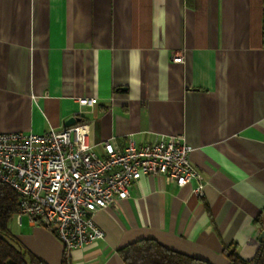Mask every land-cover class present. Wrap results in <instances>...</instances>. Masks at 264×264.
I'll return each mask as SVG.
<instances>
[{"label":"crops","instance_id":"crops-1","mask_svg":"<svg viewBox=\"0 0 264 264\" xmlns=\"http://www.w3.org/2000/svg\"><path fill=\"white\" fill-rule=\"evenodd\" d=\"M71 117L100 155L107 139L183 135L205 178L203 195L195 180L134 181L95 212L104 238L71 250L72 264H125L118 250L140 239L211 264L253 258L264 232V0H0V132L44 133ZM9 228L61 264L49 228L27 214Z\"/></svg>","mask_w":264,"mask_h":264},{"label":"built area","instance_id":"built-area-1","mask_svg":"<svg viewBox=\"0 0 264 264\" xmlns=\"http://www.w3.org/2000/svg\"><path fill=\"white\" fill-rule=\"evenodd\" d=\"M175 62L184 56L174 55ZM94 106L97 97H79ZM89 125L78 122L44 133L0 132V183L20 196L18 216L27 214L49 228L65 250L98 244L104 231L94 222L98 210L116 207L130 196V186L142 176H163L183 187L197 183L203 195L205 178L191 161L192 146L183 135H163L124 147L114 139L98 154L88 141Z\"/></svg>","mask_w":264,"mask_h":264},{"label":"trees","instance_id":"trees-1","mask_svg":"<svg viewBox=\"0 0 264 264\" xmlns=\"http://www.w3.org/2000/svg\"><path fill=\"white\" fill-rule=\"evenodd\" d=\"M19 194L9 185L0 183V264H45L15 241L9 228L18 214ZM125 264H211L207 261L173 251L154 239H140L118 250ZM230 264H264V242L251 259L236 252H227ZM61 264H72L65 250Z\"/></svg>","mask_w":264,"mask_h":264},{"label":"water","instance_id":"water-1","mask_svg":"<svg viewBox=\"0 0 264 264\" xmlns=\"http://www.w3.org/2000/svg\"><path fill=\"white\" fill-rule=\"evenodd\" d=\"M79 119L77 117H71L68 121H67V125H71V124H74L76 121H78ZM261 241L264 242V232L262 233L261 235V238H260Z\"/></svg>","mask_w":264,"mask_h":264}]
</instances>
